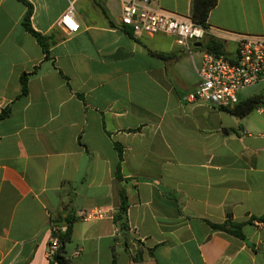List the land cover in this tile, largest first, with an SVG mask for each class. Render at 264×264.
Listing matches in <instances>:
<instances>
[{"label": "crops", "instance_id": "crops-1", "mask_svg": "<svg viewBox=\"0 0 264 264\" xmlns=\"http://www.w3.org/2000/svg\"><path fill=\"white\" fill-rule=\"evenodd\" d=\"M25 1L0 0V264H57L43 251L65 217L68 264H264V78L237 91L263 94L242 116L186 101L198 46L130 30L119 0ZM69 4L72 32L56 23ZM156 5L189 15L190 0ZM206 23L264 34V0H216ZM92 206L110 215H77ZM226 212L241 237L210 227Z\"/></svg>", "mask_w": 264, "mask_h": 264}, {"label": "built area", "instance_id": "built-area-1", "mask_svg": "<svg viewBox=\"0 0 264 264\" xmlns=\"http://www.w3.org/2000/svg\"><path fill=\"white\" fill-rule=\"evenodd\" d=\"M119 1L120 21L134 32L168 33L173 36L176 44L186 48L195 47L192 42L202 41L207 35L221 43L232 40L233 48H224L225 53H214L201 48L195 66L197 84L184 93L182 99L204 101L215 108H230L237 101V91L241 87L264 78V34L227 33L208 26L203 27L189 16L160 8L156 5V0ZM56 23L67 32L78 29L79 24L73 17L71 4L58 16ZM77 215L83 219H91L110 213L102 207L92 206L79 210ZM65 229L64 222H48L44 257L51 259L54 256L59 247L58 235Z\"/></svg>", "mask_w": 264, "mask_h": 264}, {"label": "trees", "instance_id": "trees-1", "mask_svg": "<svg viewBox=\"0 0 264 264\" xmlns=\"http://www.w3.org/2000/svg\"><path fill=\"white\" fill-rule=\"evenodd\" d=\"M26 2L25 0H22ZM216 0H190V9H189V18H191L192 21L200 24L203 27H207L206 23V17L209 9L215 4ZM27 3V2H26ZM28 5V3H27ZM30 9L28 6V9L25 12L24 18H23V25L26 30L31 32L37 41L41 44L42 48L44 49V52L46 54V49L44 48L45 45L43 43V36L40 35L38 32L34 31L28 23V15H29ZM131 30V28L129 27ZM130 31L127 30V33ZM199 48L206 49L213 51L214 53H225L223 44L217 40L216 38L207 35L202 41L199 46ZM25 75L26 73L20 74V94H24L26 91V85H25ZM263 94L262 93H253L249 96L244 97L241 100H238L235 102V104L230 108H223L227 110L229 113L236 115V116H242L254 109L256 106L260 105L263 102ZM8 112V108L5 106L0 109V119L6 115ZM119 153L120 150L118 149ZM120 156V155H119ZM115 175L116 177L119 176L118 172V164L115 168ZM127 206V200L126 196L124 194V191H119V206L117 208V211L115 214L112 215V220L114 223L118 225L120 229H123L125 227V211ZM264 214L259 216V219L262 218ZM66 223V229L63 233L58 235L59 239V247L57 252L54 254V256L50 259L51 261H55L57 264H68L67 258L61 253L62 245L65 241L69 239V231H70V224L71 219L69 217H65L63 219ZM51 221V220H50ZM210 227L214 229L223 230L228 233H232L237 236H242L240 231V223L235 222L231 220L230 213L226 212V216L223 221L221 222H208Z\"/></svg>", "mask_w": 264, "mask_h": 264}, {"label": "rangeland", "instance_id": "rangeland-1", "mask_svg": "<svg viewBox=\"0 0 264 264\" xmlns=\"http://www.w3.org/2000/svg\"><path fill=\"white\" fill-rule=\"evenodd\" d=\"M60 220H61L60 223H62L63 218H61ZM71 244L72 243H68V241L66 242V244H65L66 253H68L69 249L72 247ZM116 251H117V253H119V246H116ZM118 256H119L118 258L119 259L121 258V260H122V254L119 253Z\"/></svg>", "mask_w": 264, "mask_h": 264}, {"label": "water", "instance_id": "water-1", "mask_svg": "<svg viewBox=\"0 0 264 264\" xmlns=\"http://www.w3.org/2000/svg\"><path fill=\"white\" fill-rule=\"evenodd\" d=\"M192 44H193L194 46H200L201 41H194V42H192Z\"/></svg>", "mask_w": 264, "mask_h": 264}]
</instances>
